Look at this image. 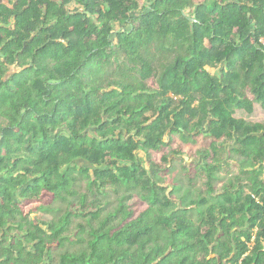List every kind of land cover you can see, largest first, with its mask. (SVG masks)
Instances as JSON below:
<instances>
[{"label":"trees","instance_id":"16d2710c","mask_svg":"<svg viewBox=\"0 0 264 264\" xmlns=\"http://www.w3.org/2000/svg\"><path fill=\"white\" fill-rule=\"evenodd\" d=\"M263 39L264 0H0V264H264V124L233 116L264 110ZM201 135L189 184L215 193L220 152L238 172L216 204L189 202L195 222L170 213L156 168ZM85 180L151 204L98 226L88 210L70 238Z\"/></svg>","mask_w":264,"mask_h":264},{"label":"rangeland","instance_id":"374dc122","mask_svg":"<svg viewBox=\"0 0 264 264\" xmlns=\"http://www.w3.org/2000/svg\"><path fill=\"white\" fill-rule=\"evenodd\" d=\"M144 0H141V2ZM74 5H71L72 8ZM210 72H216L217 69L208 68ZM234 117L244 119L247 122H258L264 124V110L260 107L258 104H254L252 112L248 113L245 110H235ZM197 143L196 145H185L182 148H180L179 155L171 154V148L170 146L165 148V154H167L168 163L166 164L163 160H159V166L157 167V173H156V182L159 186L164 187L166 195H169L170 199V208L171 212L176 213H184L189 216L191 219H193L195 222H198L201 214L198 211V208L202 209L203 206H198L196 204H190L189 202L191 200H196L198 198H201L202 195L205 196L208 200V203L210 204H216L217 203V194L222 192V187L227 183L228 180L232 179V177L238 172V167L235 163V161L228 159V153L224 155L222 152H220V156L222 158V162L220 163V166L215 170L213 179H212V185L215 190V193L211 196H206V186H205V179L203 178H197L196 183L194 185L189 184V179L186 170L183 168V162L190 163L192 161H201V156H196L197 158L193 157L191 154L197 149V148H203L210 145L212 139L208 136H199L197 137ZM168 140V137L165 138ZM175 142L172 144L174 146ZM226 148H229L226 146ZM140 160L142 161L141 164L146 166L148 169V172L150 171V164L147 162L146 157L143 154H138ZM156 160L159 159L160 155H156ZM175 157L176 160L173 162L171 159ZM183 161V162H182ZM81 163V162H79ZM229 163V164H228ZM82 164V163H81ZM262 177H264V171L261 174ZM76 189L79 191L80 194H86V200H85V208L82 207V205L78 204V198L74 197L71 199L72 206L69 207L72 212H75L77 214L84 212L86 214V217H76L73 218L70 228V238H73V235L76 232L75 225L78 222H82L86 228L90 229V223H89V217L90 215L87 213L88 210L91 211H97L99 212L98 219H95V221L91 222V225L98 226L99 220H113L114 216L112 217L113 213L116 212L117 207L120 203H123L127 206V208H130L132 210V214L134 216L138 215L140 211H142L147 205L151 204L148 193L145 191V189L140 188L139 186L136 187V189L133 186L126 187V186H117L110 187L107 189H104L106 191H103V189H99V192H92L90 190V185L85 180L82 184L77 185ZM96 198L99 201L98 207L95 205H90V203L93 201V199ZM93 206V207H90ZM188 206V207H186ZM205 207V206H204ZM84 208V209H82ZM84 210V211H83ZM87 210V211H86ZM32 213L30 214L29 218H37L39 220H50L52 218H56L60 215V212L62 211H52V212H45L42 210H38L35 208H32ZM65 247L61 248H54L53 252L55 257L58 256V254L63 251Z\"/></svg>","mask_w":264,"mask_h":264},{"label":"built area","instance_id":"2783aa9c","mask_svg":"<svg viewBox=\"0 0 264 264\" xmlns=\"http://www.w3.org/2000/svg\"><path fill=\"white\" fill-rule=\"evenodd\" d=\"M262 42H263V44H264V39L263 40H261Z\"/></svg>","mask_w":264,"mask_h":264}]
</instances>
